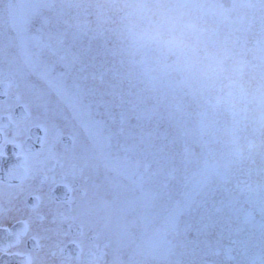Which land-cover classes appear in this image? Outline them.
<instances>
[{
	"label": "rangeland",
	"instance_id": "rangeland-1",
	"mask_svg": "<svg viewBox=\"0 0 264 264\" xmlns=\"http://www.w3.org/2000/svg\"><path fill=\"white\" fill-rule=\"evenodd\" d=\"M2 1L8 20L15 21L11 23L13 32L25 37L21 54L30 77L37 81L34 86L41 99L55 112L59 108L66 119H76L72 123L85 135L88 153L95 157L93 165L102 178L114 181L109 190L102 189L114 194L115 209L123 215V261L196 264L201 258H218V264H264V220L257 214L261 208L256 204L264 203L253 200L249 193L250 179L260 174L264 163L256 157L258 148L249 141L244 145L245 138L233 132L236 125L243 126L242 119L246 123L247 115H235L221 124L217 110H211L216 116H206L188 102L199 92L200 78L208 82L213 74L208 70L213 63L197 66L199 69L184 65L188 59L197 60L187 36L201 33L193 26L192 7L180 5V0H104L106 4L99 8V0ZM116 1L125 16L113 40L111 30L106 31L103 11ZM103 57L106 61L101 64ZM143 68L151 70L152 87ZM216 86L219 102L221 83L215 81ZM177 94L186 100H172ZM118 98L127 110L115 104ZM115 127L121 139L113 134ZM179 127L188 134L187 153L194 152L205 164L212 161L209 176L198 178L201 190L197 198L190 197L188 203L200 208L214 195L221 198L217 207L209 209L220 212L205 214L207 220L201 226L182 221L180 215L174 217V210H186V199L166 190L176 179L178 167L167 156L166 146ZM220 130L225 138H220ZM155 141L157 160L149 153ZM207 142L221 145L222 154L198 152ZM137 164L147 167L133 169ZM119 176H123L122 182ZM136 185H143L145 191L134 193ZM119 197L129 208L119 207ZM126 211L130 213L124 217Z\"/></svg>",
	"mask_w": 264,
	"mask_h": 264
},
{
	"label": "flooded vegetation",
	"instance_id": "flooded-vegetation-1",
	"mask_svg": "<svg viewBox=\"0 0 264 264\" xmlns=\"http://www.w3.org/2000/svg\"><path fill=\"white\" fill-rule=\"evenodd\" d=\"M208 2L214 22L224 15L214 49L250 82L264 112V0L247 11L242 0ZM85 143L28 87L0 34V264H126L118 228L98 210Z\"/></svg>",
	"mask_w": 264,
	"mask_h": 264
}]
</instances>
